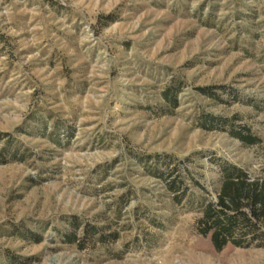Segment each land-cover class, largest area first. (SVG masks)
<instances>
[{"label": "rangeland", "instance_id": "rangeland-1", "mask_svg": "<svg viewBox=\"0 0 264 264\" xmlns=\"http://www.w3.org/2000/svg\"><path fill=\"white\" fill-rule=\"evenodd\" d=\"M2 133L18 151L0 163V264H264L196 229L218 162L264 176V0H0ZM72 216L106 241L64 243Z\"/></svg>", "mask_w": 264, "mask_h": 264}, {"label": "trees", "instance_id": "trees-1", "mask_svg": "<svg viewBox=\"0 0 264 264\" xmlns=\"http://www.w3.org/2000/svg\"><path fill=\"white\" fill-rule=\"evenodd\" d=\"M178 89V86L170 83L162 90L161 98L165 104L171 107L177 104ZM199 89L203 94L215 95L211 87ZM199 121V125L207 129H212L214 125H225L230 136L247 145L260 141L249 128L233 126L231 120L205 115ZM3 137L7 139L0 145V163L15 159L18 151L9 133L0 134V141ZM162 164L160 166L164 168H156L153 175L163 181L168 191L183 192L187 186H184V179L178 168L173 166L168 169L167 162ZM218 176L220 185L216 200L202 203L201 215L196 222L198 233L208 236L213 248L218 251L228 244L237 247H264V176L251 178L245 169L227 161L218 162ZM104 228L105 226L97 224L83 223L72 216L67 222L66 230L62 232V241L79 247H84V242L88 240L104 243L107 239ZM108 235L112 239L117 237L115 233ZM10 261V264H15L14 260Z\"/></svg>", "mask_w": 264, "mask_h": 264}]
</instances>
